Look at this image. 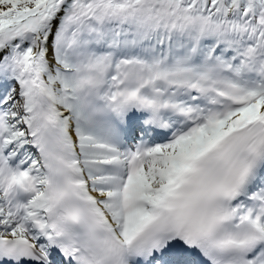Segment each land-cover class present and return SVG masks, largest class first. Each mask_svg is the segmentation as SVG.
Listing matches in <instances>:
<instances>
[{
	"label": "snow or ice",
	"instance_id": "snow-or-ice-1",
	"mask_svg": "<svg viewBox=\"0 0 264 264\" xmlns=\"http://www.w3.org/2000/svg\"><path fill=\"white\" fill-rule=\"evenodd\" d=\"M0 264H264V0H0Z\"/></svg>",
	"mask_w": 264,
	"mask_h": 264
}]
</instances>
